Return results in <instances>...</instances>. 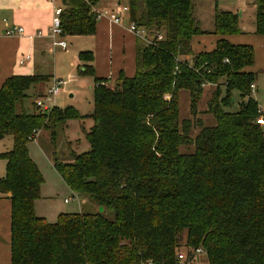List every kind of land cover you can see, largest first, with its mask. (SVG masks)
Segmentation results:
<instances>
[{"label": "trees", "instance_id": "obj_1", "mask_svg": "<svg viewBox=\"0 0 264 264\" xmlns=\"http://www.w3.org/2000/svg\"><path fill=\"white\" fill-rule=\"evenodd\" d=\"M126 1L129 22L145 29L151 43L136 39L131 78L120 74L110 87L94 77L90 115L73 107L41 112L35 103L29 112L28 92L49 75L11 76L0 86V140L12 139L0 154V196L11 205V264H178L180 248L188 255L184 264H199L190 256L197 249L204 252L200 264H264V128L251 97L254 50L227 41L241 32L238 16L215 12L216 46L195 54L197 0ZM252 3L255 34L264 36V0ZM94 4L61 0L62 35H94ZM78 60L83 74L94 76L92 52H80ZM203 85L215 88L206 110L215 119L210 127L196 120ZM181 91L189 94L190 120L179 119ZM233 92L240 100L229 112ZM72 120L90 122L89 148L70 151V162L53 151V168L69 190L103 210L61 213L49 223L35 213L44 179L28 146L39 132H49L54 146L58 127ZM189 145L193 151L182 152Z\"/></svg>", "mask_w": 264, "mask_h": 264}, {"label": "rangeland", "instance_id": "obj_2", "mask_svg": "<svg viewBox=\"0 0 264 264\" xmlns=\"http://www.w3.org/2000/svg\"><path fill=\"white\" fill-rule=\"evenodd\" d=\"M95 11L102 12L103 10H98L94 8ZM193 17L196 21V24L201 31V34L194 36L191 45H193L192 52H196L194 50H201L200 52H209L206 51L209 48L216 46V42L218 41V37L214 35V15L215 12H231L238 16V20L241 24L240 34L231 35L227 37V41L233 45H250L254 50L255 61L254 65L251 67L253 72L256 73L255 86L256 90H254V94L251 97L258 104L261 109L264 108V47L260 46L257 38L259 35L255 34V7L252 3V0H205V1H194L193 2ZM67 44V49L61 50L56 48L53 50L54 54L49 55L47 59V63L50 67L54 64L57 65V69L59 73H63L66 65L70 62V59L73 55V52L78 48L76 43L79 40H70L65 39ZM193 42V43H192ZM257 45V49L255 48V44ZM262 49H259V48ZM213 48V49H214ZM212 49V50H213ZM205 50V51H202ZM210 50V49H209ZM211 50V51H212ZM198 52V53H200ZM197 54V52L195 53ZM259 56V57H258ZM47 69V67H46ZM38 72V71H37ZM76 79L77 77H81V75L77 72L73 75ZM83 79L89 80L93 82V76H82ZM75 79V80H76ZM68 84V83H67ZM65 84V88H72L75 90L74 83ZM49 83L44 85H40L36 90H30L28 92L29 97L24 101L25 107L29 112L33 111V103L38 100L39 95H43L46 93L48 89ZM68 86V87H67ZM110 87L114 86V81H110ZM49 87V88H50ZM92 89V88H91ZM78 94V98L80 102H83L82 108L83 110H87V112L92 113L93 111V98L92 95H88L87 89H83ZM215 88L213 86H208L204 88L203 95L199 103L197 104L198 114L196 115V120L200 122L203 126H214L215 119L212 115L206 113L207 103L210 95L214 92ZM222 94L224 90L222 89ZM88 95V97H87ZM76 97V98H77ZM46 103L44 99H40ZM70 97L67 93L59 94L55 97L54 103L49 104L50 106H57L60 108H65L70 106ZM240 100L239 94L237 92H233L231 96V107L225 109L229 112H234L237 108V104ZM88 103L91 104V108ZM47 104V103H46ZM89 107V108H88ZM179 119L190 120V100L189 94L186 91H181L179 93ZM86 112V111H85ZM90 122L82 121V120H72L68 121L61 127L57 129V138L55 145H51L50 143V135L49 132H39V136L36 142H32L29 144L28 148L30 151V156L32 160L38 166L42 176H43V184L40 186V197L35 201L34 208L37 216L44 218L49 223H54L57 220V217L61 213H95L100 212V207H96L95 204L90 200L87 196H78L74 193L69 192L67 190V186L60 178L58 173L53 168V160L52 152H56L57 158L62 162H70L69 153L70 151H75L77 153H81L87 151L89 146L84 138V132L90 128ZM200 127H192L189 132V137L192 141H194L199 133ZM11 137L7 136L4 140L0 141V154L6 152L10 145ZM182 152L185 154H190L193 151V146L189 145L186 147H182ZM5 176V162L0 159V179ZM71 200V198H73ZM70 199L69 204H64V199ZM105 216L108 219H113V212L106 211ZM182 245L185 243V235L183 234L181 237ZM180 253H185L183 248H180ZM196 263H203L204 256L203 255H195Z\"/></svg>", "mask_w": 264, "mask_h": 264}, {"label": "crops", "instance_id": "obj_3", "mask_svg": "<svg viewBox=\"0 0 264 264\" xmlns=\"http://www.w3.org/2000/svg\"><path fill=\"white\" fill-rule=\"evenodd\" d=\"M93 1L95 2L94 8L98 10H110L114 9L117 5L122 7H126L127 5L126 0ZM54 7L62 8L61 0H0V86L5 79L11 76L34 74L51 76L49 82H47L49 85L53 81H64L66 82L65 84L74 83L75 90L63 87L65 86L64 84L61 86L59 94L67 93L71 103L67 107H73L81 116H87L90 115V112H87L88 109L83 110V102H80V99L77 97L78 94L84 91L83 89H87L88 95L90 92L93 98L94 77L106 79L109 82L117 80L120 74L131 78L135 73L136 38L128 30L130 24L128 13L125 12L123 14V21L120 25L112 23L107 18H101L97 20L95 33L92 36H63L60 38L63 41H66L65 39L72 41L79 40L76 45L80 48L73 52L64 72L59 73L56 64L52 65L49 69L47 63L49 55L54 54L48 36ZM11 26L21 27L24 30L23 35L6 37L4 32ZM239 26H241L240 22ZM255 38H257L260 46L264 47V36ZM261 47L259 49H262ZM192 48L194 49L193 45H191ZM213 48L214 45L209 48L210 50L206 51H211ZM255 48L257 49L256 44ZM84 51H90L93 54V82L82 77L84 76L83 68L82 63L78 60V54ZM194 51L198 53L201 50ZM26 55H30L32 57L31 60L26 61L23 66H20L18 64L19 60ZM250 71L253 72V69L250 68ZM75 72L79 73L81 77L78 76L76 79L73 76ZM254 74L256 75V73ZM69 77H71V80H68ZM38 87L36 86L33 90H36ZM88 105L92 109L91 104L88 103ZM259 108L261 109V107ZM60 109H64V107ZM37 138L33 142H36ZM9 142L11 146L6 151L12 147V139ZM69 192L72 195L74 194L71 190ZM77 196L79 198V195ZM10 210V201L4 196H0V264H11Z\"/></svg>", "mask_w": 264, "mask_h": 264}, {"label": "built area", "instance_id": "obj_4", "mask_svg": "<svg viewBox=\"0 0 264 264\" xmlns=\"http://www.w3.org/2000/svg\"><path fill=\"white\" fill-rule=\"evenodd\" d=\"M83 1L87 3L89 0H83ZM92 12L95 13L97 20L101 18H107L112 23L116 25H120L123 21V14L125 12L127 13V6L122 7L120 5H117L114 9L103 10L102 12L95 11L94 8H92ZM61 13H62L61 7L53 8V17H52L51 25L48 31V36L51 42L52 50H54L55 48L66 50L67 48L66 42L63 40H60V38L63 37L61 24H60ZM128 30L134 35L136 39L144 41L148 44L151 43L150 42L151 38L148 37V32L145 29L137 27L134 23H130ZM23 32L24 30L21 27L11 26L5 30L4 35L6 37H14L17 35H23ZM155 36L158 41L162 39V36L158 33ZM31 58L32 57L30 55H26L21 60H19L18 64L20 66H23L25 62L28 60H31ZM68 80H71V77H69ZM65 83L66 82L64 81H53L52 86L46 90V93L43 94V97L36 100L35 102L36 108H38L41 112H49L50 109L52 108V106H50L49 104L54 103L55 97L58 96L61 91V86L64 85ZM208 86H212V85H203V89ZM250 89H251V95L254 94V90H256L255 84H252L250 86ZM40 99H44L47 104ZM258 112H259V117L256 119V123L261 128H264V109L259 108ZM73 199L74 197L71 200ZM69 201L70 200L65 199L64 203H69ZM195 255H204V252L201 249H197L194 252H192L190 256L193 257ZM187 259H188L187 253H179V255L177 256V263L184 264L187 262Z\"/></svg>", "mask_w": 264, "mask_h": 264}, {"label": "water", "instance_id": "obj_5", "mask_svg": "<svg viewBox=\"0 0 264 264\" xmlns=\"http://www.w3.org/2000/svg\"><path fill=\"white\" fill-rule=\"evenodd\" d=\"M102 210H103V209H102V208H100V212H102Z\"/></svg>", "mask_w": 264, "mask_h": 264}]
</instances>
